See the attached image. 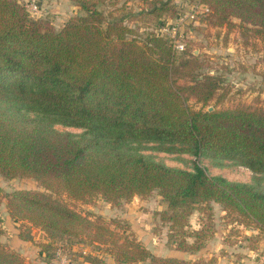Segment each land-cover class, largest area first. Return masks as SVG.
<instances>
[{
  "label": "trees",
  "instance_id": "obj_1",
  "mask_svg": "<svg viewBox=\"0 0 264 264\" xmlns=\"http://www.w3.org/2000/svg\"><path fill=\"white\" fill-rule=\"evenodd\" d=\"M69 1L85 15L56 30L31 19L19 0H0V175L33 179L42 189L8 194L11 220L49 238L108 245L111 264L194 263L155 256L127 228L115 232L66 199L119 206L156 191L167 205L159 216L169 223L168 242L181 252L200 251L213 236L210 228L190 230L195 204L217 203L233 220L264 232V108L216 109L225 96L221 78L195 73L196 57L176 56L185 48L174 51L157 34L139 42L131 28L106 22L98 9L105 0ZM147 2L155 19L173 13L171 0ZM198 2L209 9L211 25L233 26L236 19L242 34L264 40V0ZM143 142L194 159L233 160L253 173L252 181L210 176L196 161L191 170L168 167L138 154L133 145ZM0 264L26 263L0 244Z\"/></svg>",
  "mask_w": 264,
  "mask_h": 264
},
{
  "label": "rangeland",
  "instance_id": "obj_2",
  "mask_svg": "<svg viewBox=\"0 0 264 264\" xmlns=\"http://www.w3.org/2000/svg\"><path fill=\"white\" fill-rule=\"evenodd\" d=\"M27 1L31 0H19V3L26 9ZM34 1L38 11L30 14L26 9L29 17L47 20L56 30L69 20L85 15L69 0ZM147 1L151 0H105L98 9L106 22L118 21L131 28L139 42H144L147 36L153 34L162 36L166 41L168 36L165 29L174 24L179 15L189 14L198 0H171L173 13L165 12L156 19L153 14L148 15L151 7ZM208 14L201 12L183 24L179 39L185 50L176 56H194L201 64L195 73L221 78L222 89L219 93L225 96L216 109L238 105L264 108V40L242 34L236 19H232L233 26L211 25ZM192 104L190 102L194 106ZM55 128L73 134L82 132L75 127L58 125ZM133 147L138 149V154L168 167L191 170L193 161H196L210 176H221L231 182L252 181L253 173L233 160L205 156L194 159L186 153L161 151L155 143L143 142ZM16 190L42 189L33 179H6L0 175V244L20 255L26 264L113 263L108 245L85 239L49 238L40 228L26 221H12L5 206L6 196ZM66 201L74 210L82 215H90L92 219H100L115 232L127 228L135 240L158 257L179 258L194 264H199L201 260L206 264L210 259L214 260V264H264V232L252 224L233 220V215H228L214 202L195 204L187 218L190 230L210 228L213 236L200 251L181 252L168 242L169 223L163 222L159 216L167 205L156 191L145 197L135 196L119 206L106 203L101 198L91 204ZM115 222L121 224L122 228H116L113 225ZM185 238L190 243L193 241V238ZM93 258L101 263H90Z\"/></svg>",
  "mask_w": 264,
  "mask_h": 264
},
{
  "label": "built area",
  "instance_id": "obj_3",
  "mask_svg": "<svg viewBox=\"0 0 264 264\" xmlns=\"http://www.w3.org/2000/svg\"><path fill=\"white\" fill-rule=\"evenodd\" d=\"M25 7H26L28 13H30V14L37 13V11H38V6L36 5L34 0L27 1V4L25 5ZM201 12L208 14L209 9L197 1L194 4V6L192 7V9L190 10L189 14L179 15L176 22L174 24L170 25V27L165 29V32L167 33V36H168V41L171 44V47L174 51H181L184 49V44L179 39L180 28L183 26V24L186 21L193 20L195 15H197ZM61 264H65V263L61 262Z\"/></svg>",
  "mask_w": 264,
  "mask_h": 264
},
{
  "label": "water",
  "instance_id": "obj_4",
  "mask_svg": "<svg viewBox=\"0 0 264 264\" xmlns=\"http://www.w3.org/2000/svg\"><path fill=\"white\" fill-rule=\"evenodd\" d=\"M212 110V108H208V111H211Z\"/></svg>",
  "mask_w": 264,
  "mask_h": 264
}]
</instances>
